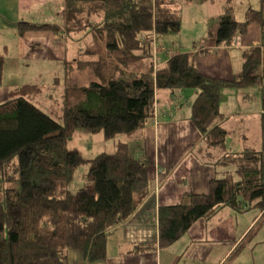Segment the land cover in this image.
Masks as SVG:
<instances>
[{
    "label": "trees",
    "instance_id": "trees-1",
    "mask_svg": "<svg viewBox=\"0 0 264 264\" xmlns=\"http://www.w3.org/2000/svg\"><path fill=\"white\" fill-rule=\"evenodd\" d=\"M189 1L218 0H65L62 27L98 36L85 59L76 60L97 68L112 58L114 67L87 84L64 87L63 122L54 108L49 112L36 104L42 84L19 85L0 103V264H69L71 250L88 261L100 253L106 232L129 218L154 187V156L144 144L134 154L141 143L121 139L114 151L87 156L68 141L79 128L117 138L146 127L154 117L158 89L196 91L191 119L203 136L198 150L205 163L214 165L216 177L208 197L188 190L180 201L159 205L157 242L132 243L130 252L165 249L197 219L208 220L224 207L239 212L264 208V0L258 8L247 7L243 20L234 16L233 0H223V12L208 19L205 35L186 50L177 42L165 63L155 67L152 34H180L181 4ZM94 17L99 20L93 22ZM253 23L261 27L262 41L243 49L239 73L221 78L199 70L198 55L232 45ZM98 42L101 60L93 59ZM3 73L0 53V84ZM251 86L261 92V146L230 149L222 90ZM81 164L88 169L73 192L69 186ZM263 226L264 213L248 238Z\"/></svg>",
    "mask_w": 264,
    "mask_h": 264
},
{
    "label": "crops",
    "instance_id": "crops-1",
    "mask_svg": "<svg viewBox=\"0 0 264 264\" xmlns=\"http://www.w3.org/2000/svg\"><path fill=\"white\" fill-rule=\"evenodd\" d=\"M22 1L0 0V29L13 33V35L5 34L0 39V51L4 52L6 59L11 61L14 70V77L8 83H4L3 79L0 84V103L9 98L10 90L25 83L42 84L45 89L56 87L59 81L58 68L64 65L61 63L63 58L60 53L66 45H60L58 35L50 30V23L60 25L62 22H56L52 12L44 20H35V18L28 20L22 10ZM56 1L61 3V0ZM62 1L64 5V0ZM27 3H35L42 7L49 4V0H28ZM193 3V6H196L194 10L198 14L204 17L212 15L206 12L205 7L197 5L198 2ZM27 21L32 22V25L26 27L28 30L26 34L18 36V30ZM37 23L41 26H34ZM33 26V31H29ZM198 26L200 31L195 30L194 35L198 37L195 36L194 40L205 33V23L204 28L202 23ZM252 27L253 25H250L249 32L238 37L232 45L220 46L214 52L198 55L196 60L199 70L206 75L221 78H230L239 73L240 68H236L239 67L237 59L240 55L242 57L243 49L261 42L260 36L257 38L251 34ZM167 38L160 36V41H166ZM179 42L181 43V40ZM171 46H174L173 43ZM166 49L170 51L169 48ZM165 54L167 53L164 51L161 55ZM241 93L242 91H239V94L231 93L228 98L223 95L221 109L227 114L222 124L235 131L238 129L237 126L230 125L229 122L239 117L242 122L253 124L255 130L259 131L260 124L256 121L261 111L254 113L242 111ZM44 94L43 92L38 97L36 104L43 109L47 105V109L51 112L53 109V103L49 98L51 93L45 98ZM173 95L177 96V100L172 103ZM195 96V90L186 92L185 89H158L155 101L157 113L154 120L134 132L130 138L117 137L124 141L141 143L138 149L144 144L150 150L155 160V185L128 219L106 232L100 253L88 261L83 259L79 251L71 250L73 255L69 264H255L256 260L264 264V226L256 235L247 237L246 246L233 255L242 243L241 240L250 233L255 222L262 215V211L258 210L251 216L248 213L250 210L239 212L230 207H224L216 216L208 220L197 219L180 239L165 249L157 248L141 253L130 252L132 243L157 242L159 205L180 201L188 190H194L195 194L204 197L210 196L216 170L213 164L205 163L201 159L200 151L196 152L198 150L196 143L201 140V135L191 119V102ZM167 102L170 104L165 109ZM185 106L190 108L187 109ZM245 114H251V119ZM248 125L245 126L246 130L249 129ZM97 139L102 137L98 136ZM115 140L111 149L103 150L114 151ZM91 142L93 140L90 138ZM244 254L252 255L251 259L245 260Z\"/></svg>",
    "mask_w": 264,
    "mask_h": 264
},
{
    "label": "rangeland",
    "instance_id": "rangeland-1",
    "mask_svg": "<svg viewBox=\"0 0 264 264\" xmlns=\"http://www.w3.org/2000/svg\"><path fill=\"white\" fill-rule=\"evenodd\" d=\"M41 1H45V0H41ZM47 1V0H46ZM28 0H23L22 1V10L24 12V14L27 15V19L28 20H32V18H35V20H44L46 18V16H48L50 14V12H52L54 14V19H56V22H62L60 23V25L56 24V23H50V30L51 32H54L55 34L58 35L59 40L58 43L60 45L65 44L66 47H64V49L61 51L60 56L63 58L61 63L64 65H60L58 68V77L57 79L59 80L58 83H56V87H53L51 89H44V95L43 97H47L48 93H51L50 95V99L53 103V108L55 109V113H56V118L60 121L63 122V106H62V88L64 86H69V85H73V84H87L91 78L95 79L100 77L101 73H109L110 72V67L113 68L114 67V63L112 58H109L105 61L104 66H102V64H99L97 68H93L90 67V65L85 64L84 62H80L77 61V58H81V59H85L84 54H86L85 50L86 48L89 47V44H91L92 42H94L98 36L96 34V31H88V32H79V33H70V30L67 31V29L63 26V17H65V0H64V5H63V1L61 0V3L56 0H49V4H46L44 6H39L38 4L32 3L29 4L27 3ZM193 2H197V1H189V2H183L181 4V10H182V23H181V33L180 34H152L151 36V41H150V46H149V51H151V53L155 54V53H161L163 51H165L167 54H171L172 53V49L171 48V44L173 43V45H177V42H179V40H181V44H182V49L180 50H186L190 48L191 43L193 42L194 38L198 37L196 35H194L195 30L200 31V28L198 26V24L202 23V27L204 28V23H205V33L200 34L199 36L202 37L203 35L206 34V30H207V21L210 17L212 16H218L223 12V7H222V3L223 0H218L214 3H201L198 2L197 5L201 6V7H205L206 12L211 13L212 15L209 17H204V15L198 14L197 12H195V8L196 6H193ZM64 6V7H63ZM252 6L254 8H258L260 6V0H233V14L234 16L238 19V20H243L244 19V11L247 7ZM64 9V10H63ZM99 20L98 18H93V22H96ZM34 24V23H33ZM25 27H20V29L18 30L17 34L18 36H22V34H26V32L28 31L26 29V27H29L30 25H32V22L29 23L28 21L25 22L24 24H22ZM251 26L253 25L252 29L253 31L251 32L252 35L260 36V41H262V31H261V27L258 24H250ZM249 25V26H250ZM34 26L36 27H40L41 25H39L38 23L35 24ZM33 28L29 29V31H33ZM202 29V28H201ZM197 31V32H198ZM248 32H249V27H248ZM247 32V33H248ZM66 33V34H65ZM5 34L7 35H13V33H8L4 30L0 29V39L3 38L5 36ZM160 36L162 37H168L166 39V41L161 42L160 41ZM196 36V37H195ZM157 37V39H155ZM240 37V36H238ZM236 37L235 40L238 38ZM8 39V38H7ZM159 39V41H158ZM234 40V41H235ZM158 41V42H157ZM172 42V43H171ZM98 46H95V52L96 54L94 55L93 59L99 58L101 60V56H102V52H103V48L100 47V42H98ZM165 43V44H164ZM97 45V44H96ZM167 45L170 51H168L166 48H164L163 46ZM252 46V45H250ZM250 46H247L246 48H249ZM100 48L102 49L98 51L99 49L96 48ZM245 48V49H246ZM1 54L4 55V73H3V79H4V83H8L13 77H14V70L13 67L11 65V61L9 59H6L4 52L0 51ZM90 53V52H89ZM82 54V55H81ZM88 54V53H87ZM243 54V52H242ZM90 55V54H89ZM166 60V59H165ZM164 60V63H165ZM159 61V60H158ZM237 61H239V63L237 62V64L239 65V67L237 66L236 68H240V70L242 69V64H243V55L241 57V55L238 57ZM163 65V63H156V66H160ZM3 81V80H2ZM2 83V82H1ZM185 91H191L194 92L193 88H189V89H185ZM239 91H242L241 96L243 97L242 99H240V104L242 106V111L244 112H251L254 113L255 111H261V92L259 90V88L257 86H251V87H224L222 92L224 97L228 98L229 94L233 93V94H239ZM177 96H171V101L173 103V101L175 102L177 100L176 98ZM187 101V100H185ZM169 102H167L165 104V109L166 107L169 106ZM187 109L190 108V106H185ZM48 106L45 105L44 109H47ZM165 111V110H164ZM157 113V108L155 105V112H154V117L152 118V120H154L155 118V114ZM251 114H245V116H247L249 119H251ZM260 118V115H259ZM238 120L241 121V119L238 117L236 118V120H230L229 124L230 125H235L237 126V130L235 131H230V134H228L227 136V147L230 149H234V150H239L244 148L245 145H253V146H261V138H260V129L259 131H256L254 128L253 124L248 125V123L245 122H239ZM237 123H236V122ZM259 124V119H257V121ZM249 126V129L246 130L245 126ZM259 127V126H257ZM245 130V131H244ZM97 135V136H96ZM102 135V136H101ZM201 135V140L199 142L196 143V145L199 147L200 144H202L203 141V136ZM99 136V138L102 137V139H97V137ZM123 137V139H126L127 135H120L118 136ZM132 136L129 135V138ZM90 138L93 140V142L90 143ZM117 138H106L105 135L103 134V132H98L96 134H88L87 132H85L84 129L79 128L77 129L72 138L68 141V145L70 147H78L82 150L84 155L87 156H91L92 154H94L97 150H103V149H111L114 146V142L113 140H115ZM117 140H115L116 142ZM98 142V143H97ZM91 146V147H89ZM135 147V145H134ZM134 149V154H135V150H137L138 152V148H133ZM215 150V151H214ZM199 150H197L196 152H198ZM212 151V150H211ZM110 152V151H109ZM218 152V150L216 148L213 149V153ZM88 169V165L87 164H81L75 174H74V178L70 184V189L74 192L76 191L77 188H79L80 186H82L83 182H84V177L86 175ZM159 171V169H158ZM156 182V177H154V184L155 185ZM260 210L262 211V214L264 213V208L263 209H258V208H253L250 209V211L248 213H250L251 216L255 215L257 213V211ZM134 213V212H133ZM128 219V218H127ZM249 236V234H247V236L245 235V237L241 240L242 243L239 245V247H241L240 250H242V248H244L247 244V237ZM180 239V238H179ZM236 249V248H235ZM246 250V249H244ZM236 250L233 252V255H236L238 253ZM247 253V252H246ZM73 253L69 251L68 256H69V260L72 257ZM245 256V260H250L252 255H246ZM243 263V262H242ZM255 264H260L259 261H255Z\"/></svg>",
    "mask_w": 264,
    "mask_h": 264
},
{
    "label": "bare ground",
    "instance_id": "bare-ground-1",
    "mask_svg": "<svg viewBox=\"0 0 264 264\" xmlns=\"http://www.w3.org/2000/svg\"><path fill=\"white\" fill-rule=\"evenodd\" d=\"M155 39H157V37ZM161 54H162V52L161 53H155V54L151 53V55H152V58L151 59H152V63L153 64H156V63H164V57H165V55H168V54H165V55H161Z\"/></svg>",
    "mask_w": 264,
    "mask_h": 264
}]
</instances>
